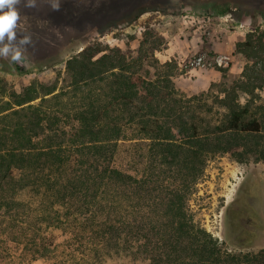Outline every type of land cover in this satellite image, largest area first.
Wrapping results in <instances>:
<instances>
[{"label": "rangeland", "instance_id": "rangeland-1", "mask_svg": "<svg viewBox=\"0 0 264 264\" xmlns=\"http://www.w3.org/2000/svg\"><path fill=\"white\" fill-rule=\"evenodd\" d=\"M40 1L31 8L19 5L20 29L31 38L25 59L0 58V155L8 160L9 151L19 154L10 172L0 157V264H155L159 245L178 239L170 205L177 191L185 192L189 221L217 241L223 257L264 249V161L243 150L245 145L199 157L197 140H187L196 130L208 135V148L219 144L215 131L229 113L221 100L234 91L242 106L249 105L246 119L264 123V82L256 80L253 94L239 88L248 75L264 78V58L235 53L250 33L264 36V0H142L135 10L122 3L126 0L119 5L117 0L101 5L67 0L85 12L55 24L39 11ZM101 7V20L87 12ZM89 46L119 47L137 61L125 74L148 99L135 101L130 114L138 105L154 106L148 126L154 132L159 120L165 131L171 128L174 159L138 120L123 119L118 143L109 137L124 107L114 98L118 79L76 84L67 67ZM200 54L215 63L192 66ZM220 54L223 65L216 62ZM33 82L54 91L17 105L13 93ZM150 82L173 94L155 100L146 93ZM91 104L103 111L95 132L84 130L79 119ZM163 110L176 114L163 117ZM34 112L46 127L33 137L36 147L27 149L21 144L27 142L25 125ZM230 133L235 137L226 132L224 140ZM252 141L248 137L242 144ZM50 147L62 154L59 164ZM106 168L148 182L134 189L104 177ZM54 176L57 188L51 187Z\"/></svg>", "mask_w": 264, "mask_h": 264}, {"label": "trees", "instance_id": "trees-1", "mask_svg": "<svg viewBox=\"0 0 264 264\" xmlns=\"http://www.w3.org/2000/svg\"><path fill=\"white\" fill-rule=\"evenodd\" d=\"M235 53L245 54L247 57H254L257 60H262L264 58V36H256L254 33H250L245 41L237 43ZM136 62L135 59L131 58L130 54L124 52L119 47L107 46L99 48L89 46L69 59L67 67L72 73V77L76 84L89 85L91 82L99 80L104 81L110 76L118 79V82L116 83L117 88L115 90L116 95L114 98L117 102L123 103L124 107L121 108V114L117 115L116 121L113 122L109 130V137L112 138V140H116L114 143H118L117 139H120L122 136L123 131L120 123L123 119H126L127 123H133L138 120V122L143 124L142 126L144 128H142V130L152 132L156 142L163 147L164 153L170 152L171 157L174 159L175 142L172 139L173 135L171 133V128H166L165 131L164 126L159 120L155 122L157 124V129L154 130V132L148 126L149 122L147 119L148 116L155 111L154 106L150 104V102L147 106L145 105L146 107L138 105L136 106L138 110L135 113L130 114V106H134L133 103L135 101H144L148 99V96L140 94L138 86L132 80V77L125 74V72H129L135 67ZM117 70H119V73L116 72ZM258 79H261L264 82V78L260 75H248V79L240 84V90H243L248 94H253L255 88L258 87L256 82ZM142 83H145V80H143ZM145 89L146 93L150 96H154L153 98H155V100H158V97L166 99L168 97L167 95L171 96L173 94L167 86L161 87L156 82H150L149 86H146ZM53 91V88L50 86L43 84L38 86L37 82H33L30 86L24 88L21 93H13V96L15 97V103L22 106L38 98L42 92L47 95L53 93ZM163 92L166 93L164 94ZM231 95L226 94L225 98L221 100L227 105L229 113L226 123L223 124L224 126H219L217 128L218 130L215 131V141L219 144L214 148H208L210 144L208 135H199L196 130L188 136L187 140H192V142L197 140L196 142L199 146L197 154L199 157H202L204 153L206 154L210 150L229 151L234 146L245 145L243 146V150L247 153L256 155L257 159L264 161V123L257 118L247 120L246 116L249 112V105L246 104L245 106H242L238 101V95L235 91ZM107 109L108 107L106 106L105 110ZM156 110H158V108ZM34 113V117L29 119L25 125V130L29 131L27 133V136L29 135L26 140L27 142L21 144L22 147L27 149L36 147L33 137L39 134V130L46 127L43 122L44 118H42L37 112ZM102 113L98 109H95L93 104L87 109L86 114L82 112L79 119H81L85 125L84 130L95 132L94 128L99 127ZM126 113H128V116H126ZM175 114L176 112L172 111L167 112L163 110L162 112L163 117H173ZM47 127H50L49 123L47 124ZM226 132L235 133V137H232L230 133L231 137L228 140H224ZM248 137L253 138L250 146H246V143L242 144V141L246 140ZM96 147L100 149L99 151L103 150L105 152V146L98 145ZM15 150L8 152L10 155L8 160L5 158L6 155H0L1 158L4 157L3 161L4 164L7 165V170L9 172L12 169L15 157L19 155L15 154ZM22 156H25V153L22 154ZM50 156L53 157V160L56 159L55 164H59L60 161H62V154L51 147ZM97 170L99 169L97 168ZM9 172L7 173L8 176L11 175ZM106 176L117 179L120 183L125 184L126 186H131L134 189L144 187L148 182L147 178H137L132 174L124 173L115 168L104 169V177ZM52 179H54L55 182L51 187L57 188V184L60 182L56 181L55 176ZM175 194L172 200H170V205L175 210V215L177 214L176 221L178 222V225L176 227V232L178 239L176 242L173 241L170 244L159 245L158 250L161 252L155 254V264H264V249L252 256H242L237 254L233 256L231 255L229 258L223 257L222 251L217 246V241L214 240L205 230L195 228L189 221L182 203L185 192L177 191ZM141 231L142 230L139 232L143 234ZM145 235L147 234H143V237ZM148 246L149 244H147L146 247ZM177 254L178 256H176Z\"/></svg>", "mask_w": 264, "mask_h": 264}, {"label": "clouds", "instance_id": "clouds-1", "mask_svg": "<svg viewBox=\"0 0 264 264\" xmlns=\"http://www.w3.org/2000/svg\"><path fill=\"white\" fill-rule=\"evenodd\" d=\"M53 10H59L61 0H50ZM35 7L37 0H0V58L19 63L25 59L27 45L31 38L20 29L22 20L19 5ZM20 37L18 40L17 37Z\"/></svg>", "mask_w": 264, "mask_h": 264}, {"label": "crops", "instance_id": "crops-1", "mask_svg": "<svg viewBox=\"0 0 264 264\" xmlns=\"http://www.w3.org/2000/svg\"><path fill=\"white\" fill-rule=\"evenodd\" d=\"M83 1H85V0H83ZM88 1H90V0H86V2H88ZM95 1H96V4H100L101 5V4H103L104 0H95ZM61 2H62L61 6H60L59 10L57 11V10H53V8L50 7V5H51L50 0H45V2L42 0V1H40V5L44 6V8L40 9L39 11L43 12L45 14L49 13L48 14L49 15V19L51 21H53V22H51L53 24L63 22L65 19H67L69 16H71L72 13L78 14V13H80V11L81 12H85L83 9L79 10V8H75L78 5H75V7H73L72 3L68 4L67 0H61ZM141 2H142V0H126V1H124L122 3H124L128 8H132L133 10H135L136 9V5L141 3ZM117 3L119 5L120 1L117 0ZM102 8L103 7H101V10L99 12H96V11H93V10H88V11L86 10V11L89 12V13L95 12L97 14H100V20H101V19H103V17H104L103 14L105 13V10L102 9ZM76 14L74 15L75 17H77ZM214 48H216V46ZM221 57H222V55H221Z\"/></svg>", "mask_w": 264, "mask_h": 264}, {"label": "built area", "instance_id": "built-area-1", "mask_svg": "<svg viewBox=\"0 0 264 264\" xmlns=\"http://www.w3.org/2000/svg\"><path fill=\"white\" fill-rule=\"evenodd\" d=\"M213 60H211V63L209 62V58H207L204 54H200L196 57H194L190 64L192 66H206L208 64H213ZM216 62L219 64V65H223L224 63H226V60L224 61V58L220 57V58H217ZM215 63V62H214Z\"/></svg>", "mask_w": 264, "mask_h": 264}]
</instances>
